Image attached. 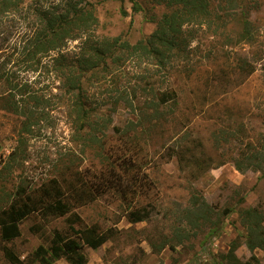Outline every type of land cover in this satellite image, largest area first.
<instances>
[{"label": "rangeland", "instance_id": "obj_1", "mask_svg": "<svg viewBox=\"0 0 264 264\" xmlns=\"http://www.w3.org/2000/svg\"><path fill=\"white\" fill-rule=\"evenodd\" d=\"M90 2L94 45L118 47L82 78L106 125L95 126L92 144L50 68L22 73L39 103L30 106L35 122L27 131L23 117L0 111V211L19 187L32 192L56 179L70 195L76 178L96 183L111 169L125 179V196L110 189L63 217L31 214L18 238H0V264H10L3 248L20 264H41L30 263L32 254L49 248L54 232L77 238L69 223L111 233L97 250L83 247L87 264H225L221 255L232 243L240 264L251 255L264 264V248L248 250L243 224L256 209L264 230V0H210L207 18L181 27L164 67L125 47L146 41L167 8L151 0ZM79 45L70 41L65 52ZM164 91L175 96L161 106L156 97ZM138 208L149 217L129 223L126 212Z\"/></svg>", "mask_w": 264, "mask_h": 264}, {"label": "trees", "instance_id": "obj_2", "mask_svg": "<svg viewBox=\"0 0 264 264\" xmlns=\"http://www.w3.org/2000/svg\"><path fill=\"white\" fill-rule=\"evenodd\" d=\"M209 1L151 0L153 4L167 8L169 13L162 15L155 31L146 41L134 46L126 45L125 50L147 54L157 65L164 67L173 51L179 47L181 27L210 15ZM20 24L24 25V33L6 50L9 37ZM96 24L94 6L90 0H0V111L23 117L22 129L27 131L30 128L35 122L29 120L32 118L30 106L38 105L39 98L32 82L22 73H34L43 64L50 68L62 85L79 130L89 132L91 138L88 140L94 144L95 126H105L106 123H102L91 108L83 92L82 78L87 72L94 71L101 61L104 62V57L110 56L112 59L118 48L116 41L110 43L112 45L109 47H102L104 43L94 45ZM76 40H80L76 51L71 54L65 52L67 43ZM174 96L172 91H164L156 98L158 104L164 106L174 101ZM113 174L114 169L101 172L96 183L76 178L70 186V195L65 193L56 179L49 180L32 192L19 187L15 198L0 211L1 240L9 242L18 238L19 224L31 214L39 213L44 218L63 217L70 214L75 206L91 203L110 189H115L123 198L125 179ZM148 217L149 212L144 208L131 209L125 215L132 224L143 222ZM244 217L248 250L253 253L255 249H263L264 230L260 227L263 222L260 213L250 209ZM68 229L77 238L54 232L49 248L38 246L30 263L53 264L63 259L67 264H87L83 247L97 250L111 237L110 231H101L95 224L74 229L69 223ZM235 250L236 244L232 243L227 253L221 255L225 264H240L234 255ZM3 253L10 264H20L11 250L3 248ZM253 263L258 264V261L251 255L245 264Z\"/></svg>", "mask_w": 264, "mask_h": 264}]
</instances>
